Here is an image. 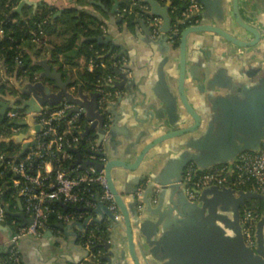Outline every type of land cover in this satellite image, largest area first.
<instances>
[{"label": "water", "instance_id": "obj_1", "mask_svg": "<svg viewBox=\"0 0 264 264\" xmlns=\"http://www.w3.org/2000/svg\"><path fill=\"white\" fill-rule=\"evenodd\" d=\"M143 1L149 4L154 15L162 18V33L157 38L151 37L146 20L138 18L136 21L140 24L142 34L151 41L167 42L173 21L170 14L171 0L164 4L158 0ZM201 2L205 8L202 13L204 19L210 16L209 9L216 2ZM22 4L23 2L17 10L20 11ZM119 4L115 0L112 5L110 12L113 16L118 11ZM232 8L239 24L254 32L255 37L251 41L239 39L223 29L203 22L184 28L180 34L177 93L187 117L179 115L180 123L178 120L173 121L172 117L165 123L163 120L154 126L163 127V133L149 141L141 137L125 144L122 154H117V157H109L107 152L105 163L83 160L81 153L76 151V162H80L82 167L93 163L98 169H104L109 189L121 213V218L115 219L114 213L105 204L98 202L95 208L88 210L99 214L101 218L93 216L59 223V227L65 231L77 227L83 236L89 225L100 227L103 240L92 248H101L102 253L99 256L100 262L93 264H264V213L256 223L254 247L247 245L240 223L241 206L252 199L264 202V194L236 190L233 187L209 186L197 191L199 195L194 201L188 198L181 181L183 169L189 162H194L201 170L220 164L231 166L239 153L257 150L264 137V94H257L251 100L248 95L247 99L237 101L230 96H220L212 103L207 124L203 126V114L190 103L185 92L187 37L190 33L214 31L241 46L252 45L260 39L259 30L242 19L238 0H232ZM88 39L99 44H109L112 41L109 35L90 36ZM113 47L110 46L109 53L113 52ZM33 64L42 67L39 76L52 80L53 84H45L43 80L31 81L29 78L21 83L16 70L12 81L19 94L14 95L8 91L0 93V114L3 115L8 107L25 108L29 112L39 110L40 104H58L67 100L75 104V109L83 108L88 124L82 136L96 137L97 142L106 149L107 141L116 133L117 106L122 101V95L109 103L108 112L112 118L105 125L104 114L97 108L100 95L98 91L86 94L80 84H76V90H71L75 81L70 75L64 79L57 67H51L47 63V58L34 59ZM114 73L119 75V79L111 84L112 87L121 90L126 85H131L132 79L125 72L115 68ZM24 94L27 98L22 96ZM173 102V107H177L178 100L175 97ZM165 141H171V149L178 151L172 164L160 169L152 165L144 168L147 154ZM117 180L122 184V189L118 188ZM156 184L160 185V189L154 203L150 195ZM140 187V201L144 204L142 210L137 208L136 193ZM18 207V212L9 213L20 217L25 223L31 222L26 218L19 199ZM64 207L68 208L67 205ZM178 222L182 224L179 226ZM47 232H51V229L48 228L43 234ZM78 236L77 233L73 244L84 251L85 257L88 250L83 244L76 245Z\"/></svg>", "mask_w": 264, "mask_h": 264}, {"label": "crops", "instance_id": "obj_2", "mask_svg": "<svg viewBox=\"0 0 264 264\" xmlns=\"http://www.w3.org/2000/svg\"><path fill=\"white\" fill-rule=\"evenodd\" d=\"M117 1L120 3V0ZM21 2L23 4L19 11L17 9ZM114 2L115 0L110 4L106 0H18L14 6V10L24 17H32L42 5L57 7L51 17L53 20L59 17L64 9L73 8L90 27L100 29L101 35L112 37L111 43L106 45L109 46V50L113 45V55L123 58L124 66L129 70V74H126L132 79V83L121 90L118 89V93L111 98L112 101L122 95V101L117 106L116 133L106 143L109 157L121 155L125 144L137 138L145 137V141H149L163 133L165 131L163 127L154 128L163 120L165 123L172 117L173 121L178 120L180 123L179 115L187 117L177 93L179 45L169 41H151L142 34L137 21L129 26L122 21V15L118 11L113 16L110 9ZM215 2L216 4L209 9L210 16L203 19L201 15L199 23L213 25L239 39L246 41L254 39V32L241 26L235 18L232 0ZM238 9L242 19L259 30L260 39L256 43L241 46L214 31L192 32L187 37L185 92L190 103L203 114V126L207 124V115L211 112L212 103L220 96H230L237 101L247 99L248 95L251 100L257 94H264V0H238ZM67 37V32L60 30V25L51 22L49 32H45L43 43L35 44L32 50L25 42L22 47L29 51L33 61L47 58V63L51 67H57L64 79L70 75L75 81L70 89L76 90V84H79L76 82L78 72L84 67L87 71L91 70L88 68V61L85 64L81 57L74 58L73 55L81 38L77 39L76 45L67 54L58 53L56 57L52 54V49L61 45ZM36 66L38 69L34 71V80L31 81L43 80L45 84L52 85V80L39 76L42 67ZM116 76L118 80L119 75ZM10 77L13 78L14 74H6L3 63L0 62V84L5 83ZM18 79L23 83L27 78L21 76ZM83 92L90 94L93 90L83 89ZM16 93L19 94L18 91ZM174 97L178 100L177 107H173ZM170 143L171 141H165L149 152L144 159L143 167L152 165L160 169L172 164L178 151L172 150ZM117 185L122 189L119 180ZM159 189L160 185L156 184L150 195L154 203ZM166 196H169V191ZM259 201L261 200L252 199L247 202L257 204ZM16 209L11 213L19 211L18 200ZM93 216L101 218L99 214L92 212ZM59 223L48 227L51 232L43 234L47 228L39 236H26L20 239L18 247L24 264H74L83 261L86 257L84 251L73 244L77 233L79 236L76 245L82 244L83 234L77 227L65 231L59 227ZM181 224L178 222L179 226ZM13 231L14 225L11 220L8 221L7 218L0 220V246L7 244ZM100 236L103 238L102 233ZM0 264L7 263L0 259Z\"/></svg>", "mask_w": 264, "mask_h": 264}, {"label": "built area", "instance_id": "obj_3", "mask_svg": "<svg viewBox=\"0 0 264 264\" xmlns=\"http://www.w3.org/2000/svg\"><path fill=\"white\" fill-rule=\"evenodd\" d=\"M127 1L128 4L118 13L124 15L131 13L135 7L139 8L146 15L144 19L150 26L151 37L160 36L162 18L151 12L149 4L143 3V0ZM203 10L201 0H184L180 15L172 21L168 41L176 43L184 28L199 24ZM44 22L45 20L36 23V29L32 30L31 41L35 44L43 43ZM2 23L3 19H0V37L4 34ZM101 56L98 55L97 58ZM112 58L114 69L118 68L129 74L123 58L117 55H112ZM97 66L105 67L106 63L102 59L88 60L91 71ZM116 75L108 73L103 79H98L93 90L100 93L97 108L104 114L105 125L109 124L112 117L108 112L111 98L118 93V89L111 86L117 79ZM8 83L13 85L12 77L5 82L6 85ZM39 107V110L29 112L25 108L8 107L3 115L0 114V142L14 143L11 150H0V220L6 218L9 210L8 202L1 197L5 188L10 189L17 200L21 201L26 218L31 220L27 223L19 217V220H11L14 231L7 244L0 246V253L3 250L9 253L10 264H24L18 247L20 239L41 235L50 227L52 218L55 223L91 218L92 212L88 208H95L98 202L105 204L114 213L115 219L121 218L104 169H98L93 163L82 167L80 162H76V151L82 143V132L88 124L83 108L75 109V104L67 100L58 104H40ZM10 121H13L12 124L8 123ZM23 121L27 122L22 123ZM24 125L27 126L26 131L22 130ZM2 132L6 135L3 136ZM86 147L87 153L81 154L83 160L99 163L107 161V151L97 142L96 137H89ZM181 181L188 198L194 201L199 195L197 191L209 186L233 187L236 190L264 194V137L257 150L239 153L231 166L220 164L201 170L194 162H189L183 169ZM136 196L137 208L142 210L144 204L140 201L141 188ZM70 206L75 209L70 210ZM79 207L82 209H78ZM263 213L255 203L250 202L243 206L240 221L249 246L256 245V223ZM98 232L101 229L96 225H89L85 230L82 244L88 250V255L78 264L100 262L101 248H92L103 240L100 235L97 236Z\"/></svg>", "mask_w": 264, "mask_h": 264}, {"label": "trees", "instance_id": "obj_4", "mask_svg": "<svg viewBox=\"0 0 264 264\" xmlns=\"http://www.w3.org/2000/svg\"><path fill=\"white\" fill-rule=\"evenodd\" d=\"M18 0H0V19H3L1 28L3 29V36L0 37V62L3 63L6 74L12 75L17 70V78L21 76L30 80H34V71L38 69V66L33 64V59L29 53L26 51L22 44L25 42L27 47L32 50L35 43L31 41L32 30L36 29V23L45 20L44 29L45 32H49L51 22L60 25V30L67 32L68 37L61 43V45L55 46L52 49V54L57 56L58 53L67 54L68 51L72 50L76 45L77 39L81 38V42L74 52V58H82L83 62H86L90 58H95L97 60L102 59L105 63V67L97 66L92 71H87L84 67L83 70L78 72V82L84 90L92 91L95 89V84L98 79H103L106 74L114 73V65L112 64L113 58L112 53H109V46L106 44H99L94 40H89L90 36L101 35L102 31L98 28H92L88 25L86 21L79 15L73 8L64 9L59 17H55L54 20L51 19L57 7H47L42 5L40 10H37L32 17H24L14 10L15 3ZM109 4L113 0H106ZM161 3H166L167 0H158ZM143 3H145L143 1ZM128 4L127 0H120L118 12H121L122 7ZM184 6V0H171L170 14L173 19L177 18ZM145 14L139 9L134 8L131 13H125L122 15V21H124L129 26L136 23L138 18H145ZM180 39L176 41V45H179ZM98 55H102L97 58ZM20 63V65H18ZM6 91L10 93H16L14 86H7L5 83L0 84V93H5ZM3 133V132H2ZM6 133H3L5 136ZM91 135L86 136L82 139L79 151L81 154L87 153L86 141ZM14 146L13 141L0 142V150H11ZM2 199L9 204V210L6 212V218L8 221L12 219L19 220L18 217L10 214L12 210L17 208V197L13 195L10 189L5 188L4 193L1 195ZM61 206V205H60ZM258 210L264 211V203L259 201L257 203ZM70 210H74L73 206L69 207ZM10 212V213H9ZM55 222L53 218L50 219V226L54 225ZM101 232L97 233L99 236ZM0 259L5 263L10 264L9 253L3 250L0 253Z\"/></svg>", "mask_w": 264, "mask_h": 264}, {"label": "flooded vegetation", "instance_id": "obj_5", "mask_svg": "<svg viewBox=\"0 0 264 264\" xmlns=\"http://www.w3.org/2000/svg\"><path fill=\"white\" fill-rule=\"evenodd\" d=\"M26 77L28 76L27 74L25 75ZM15 94H17V93H15ZM24 98H27V96L24 94V95H22ZM248 202H246V204H247ZM245 204V205H246ZM244 206V205H243ZM243 206H241V208H240V219H241V214H242V209H243ZM240 223H241V221H240ZM241 228H242V225H241ZM243 232V231H242Z\"/></svg>", "mask_w": 264, "mask_h": 264}, {"label": "rangeland", "instance_id": "obj_6", "mask_svg": "<svg viewBox=\"0 0 264 264\" xmlns=\"http://www.w3.org/2000/svg\"><path fill=\"white\" fill-rule=\"evenodd\" d=\"M181 26H182V24H181ZM8 86H14V85L8 83ZM13 94H15V93H13ZM12 122H13V121H10V122H8V123H9V124H12ZM22 130H23V131H26V130H27V126L24 125V126L22 127Z\"/></svg>", "mask_w": 264, "mask_h": 264}]
</instances>
